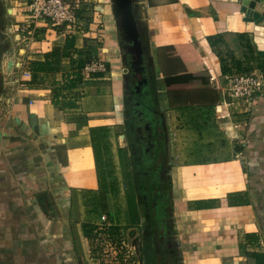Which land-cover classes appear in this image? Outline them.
<instances>
[{
    "label": "crops",
    "instance_id": "0c3cea01",
    "mask_svg": "<svg viewBox=\"0 0 264 264\" xmlns=\"http://www.w3.org/2000/svg\"><path fill=\"white\" fill-rule=\"evenodd\" d=\"M3 1L11 15L24 7L17 18L24 16L27 0ZM252 2L262 0H137L165 132L169 226L157 247L150 227L145 240L139 233L150 218L142 206L122 209L120 189L106 178L110 157L100 131L117 114V88L97 74L69 87L83 69L74 67L77 47L65 49L76 40L63 27L37 31L31 62L45 70L31 71L22 86L10 90L11 53L4 57L0 264H103L85 225L135 232L142 264H264V98L242 112L222 96L224 78L247 68L252 50L264 51L249 30ZM104 19L114 24L111 2ZM60 61L62 75L49 83Z\"/></svg>",
    "mask_w": 264,
    "mask_h": 264
},
{
    "label": "rangeland",
    "instance_id": "374dc122",
    "mask_svg": "<svg viewBox=\"0 0 264 264\" xmlns=\"http://www.w3.org/2000/svg\"><path fill=\"white\" fill-rule=\"evenodd\" d=\"M27 0V4H28ZM70 5L73 8V23L69 26H63L60 32L67 33L66 35L75 37L76 40L73 45L77 48L74 49L75 58L74 67L76 68L79 61H84L86 64L83 69V76L80 78L90 79L92 74L100 75L101 81H106L108 87L110 83L114 85L116 91L113 97L120 98V77L122 74L120 58L118 52L117 36L115 34V27L113 22L109 23L107 19H104V13L107 12V6L110 4V0H69ZM259 7V4L252 2L249 9L255 10ZM24 8L22 6L17 8ZM17 11H13L12 15L9 17L8 23V37L11 42V54L9 60L12 63V69L14 72L13 79H17L16 75L20 72L23 60L26 56L32 57V53L35 52L34 42L37 41L34 38L33 42L29 44L24 42V37L19 36L15 31V26L18 22H23V17L17 18ZM25 12V11H24ZM261 15V11H260ZM49 25L50 30H54L55 27ZM60 28V27H58ZM78 32V33H77ZM39 37V36H38ZM27 45V49L25 48ZM56 47V46H55ZM57 48V47H56ZM58 53L61 54L60 47L57 48ZM27 50V51H26ZM26 51V56L22 55ZM31 52V53H30ZM70 51L69 53H72ZM30 53V54H28ZM28 54V55H27ZM63 61L53 63L54 67H50L53 73L50 74L49 83L54 79H59L62 75V64ZM67 62L64 61V64ZM67 66V64H66ZM240 72L247 74H252L253 77L257 78L258 85L260 86V97L264 98V85L261 79H264V54L260 51H251L249 64L247 68H236ZM244 70V71H242ZM17 73V74H16ZM20 78V77H19ZM26 78V77H23ZM75 76L72 77L74 79ZM48 79V78H47ZM71 79V80H72ZM70 80V81H71ZM99 82V81H98ZM23 83V82H21ZM56 83V82H54ZM223 88L226 90L227 78L223 80ZM52 86V85H50ZM18 87V86H15ZM118 98L114 100V104L117 106V114L110 115L106 119L107 124L104 131H100V137L107 144L109 151L110 164L108 176L106 177L110 185H116L120 189L122 209L134 206L139 211L138 207L142 206V202L137 195L136 191L132 189L130 181V167L127 158V152L125 150V144L119 139L123 135L122 119V105L121 99ZM114 99V98H113ZM125 114V113H124ZM112 187V186H111ZM119 229V228H118ZM145 230L147 232L148 228L146 223L141 227L139 233L142 234V238L145 240ZM119 235L110 237L103 242V253L106 252V258L104 259L106 264H131L132 261L137 264L141 263V237H136L135 232L129 231L128 228L119 229ZM131 233H133L131 235ZM144 235V236H143ZM122 254V259H117Z\"/></svg>",
    "mask_w": 264,
    "mask_h": 264
},
{
    "label": "flooded vegetation",
    "instance_id": "af4514ba",
    "mask_svg": "<svg viewBox=\"0 0 264 264\" xmlns=\"http://www.w3.org/2000/svg\"><path fill=\"white\" fill-rule=\"evenodd\" d=\"M10 16L4 1L0 0V63L11 51L7 27ZM135 60V55H125L128 72L124 89L122 74L120 79L122 112L125 113L122 119L123 142L131 170V186L139 195L146 219L150 217L146 227L151 228L153 244L157 247L163 224L167 223L163 222L164 217L169 216L168 186L162 178L166 168L165 132L154 77L148 66L132 65ZM143 64H146L145 60Z\"/></svg>",
    "mask_w": 264,
    "mask_h": 264
},
{
    "label": "built area",
    "instance_id": "2783aa9c",
    "mask_svg": "<svg viewBox=\"0 0 264 264\" xmlns=\"http://www.w3.org/2000/svg\"><path fill=\"white\" fill-rule=\"evenodd\" d=\"M26 8L23 22H18L15 26V31L19 36L24 37L26 44L27 42L31 44L34 38L38 37L37 31L46 24H50L53 27H63L73 23V8L69 0H29ZM25 48L27 49V45H25ZM26 51L22 55H25ZM30 63V57L26 56L21 69H19L20 72L16 73L17 79H11L8 82L10 90L12 89L11 87L22 86L23 77L31 78ZM226 78V90L222 89L224 103H228V99L231 101L229 105L235 104L236 108L244 110L242 112L250 109L254 100L260 94L257 78L253 77L252 74L249 75L239 71L228 74ZM100 221L105 224L106 218L101 217ZM105 227V225H100V228Z\"/></svg>",
    "mask_w": 264,
    "mask_h": 264
},
{
    "label": "water",
    "instance_id": "95a60500",
    "mask_svg": "<svg viewBox=\"0 0 264 264\" xmlns=\"http://www.w3.org/2000/svg\"><path fill=\"white\" fill-rule=\"evenodd\" d=\"M110 2L115 31L117 34L118 52L123 75L122 88L124 89L126 84L125 74L128 72V68L125 63V55L131 57L135 55L136 60L132 63V65H135V67L140 65L142 68H144V66H148L149 72H151L153 61L149 50V38L146 27L138 19L137 0H110ZM8 13L11 14V10H8ZM248 24L250 27L249 30L252 31L254 26L264 24V17H261L257 22L249 21ZM260 52L264 53V51ZM144 60L146 62L145 65L143 64ZM11 65L12 63L10 61L8 63V69H10ZM143 83H146L145 78H143ZM122 139H124V136H122Z\"/></svg>",
    "mask_w": 264,
    "mask_h": 264
},
{
    "label": "trees",
    "instance_id": "16d2710c",
    "mask_svg": "<svg viewBox=\"0 0 264 264\" xmlns=\"http://www.w3.org/2000/svg\"><path fill=\"white\" fill-rule=\"evenodd\" d=\"M73 47H74V45H73L72 41L67 42V44L65 45L66 50H68V49L73 50ZM85 64H86V62L79 61L76 69H78L79 71L82 70V68L84 67ZM29 69L32 72H33V70L43 72L45 70V67L43 64L31 62L29 64ZM96 76H98V75H96ZM77 81H80L79 76L75 77L74 79L71 80L69 87L74 88L75 82H77ZM263 83H264V79H263ZM119 232L120 231L117 227L100 228V227L94 226V225H85L83 227V233H84V236L90 245L92 255L96 259L101 260V262L103 264H105L104 256H106L105 251L103 253V242L106 241V239H109L110 237H114L116 235H119ZM117 259H119V260L122 259V254L119 257H117ZM131 264H135V262L132 261Z\"/></svg>",
    "mask_w": 264,
    "mask_h": 264
},
{
    "label": "bare ground",
    "instance_id": "6f19581e",
    "mask_svg": "<svg viewBox=\"0 0 264 264\" xmlns=\"http://www.w3.org/2000/svg\"><path fill=\"white\" fill-rule=\"evenodd\" d=\"M261 1V0H259ZM261 11V15H260ZM247 17L250 21L257 22L261 17H264V1L259 3V7L255 10L246 11ZM255 35L254 43L259 49H264V24H259L253 29ZM264 54V53H263Z\"/></svg>",
    "mask_w": 264,
    "mask_h": 264
}]
</instances>
